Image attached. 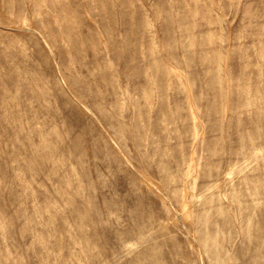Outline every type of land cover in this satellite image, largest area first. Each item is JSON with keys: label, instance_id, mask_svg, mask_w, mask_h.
<instances>
[{"label": "rangeland", "instance_id": "374dc122", "mask_svg": "<svg viewBox=\"0 0 264 264\" xmlns=\"http://www.w3.org/2000/svg\"><path fill=\"white\" fill-rule=\"evenodd\" d=\"M0 264H264V0H0Z\"/></svg>", "mask_w": 264, "mask_h": 264}, {"label": "bare ground", "instance_id": "6f19581e", "mask_svg": "<svg viewBox=\"0 0 264 264\" xmlns=\"http://www.w3.org/2000/svg\"><path fill=\"white\" fill-rule=\"evenodd\" d=\"M257 224V222L256 221H254V220H250V222H249V228L250 229H254V227H255V225ZM256 229V228H255ZM258 231V230H257ZM261 239V238H260ZM257 242V241H256ZM256 244V243H255ZM257 261V260H256Z\"/></svg>", "mask_w": 264, "mask_h": 264}]
</instances>
